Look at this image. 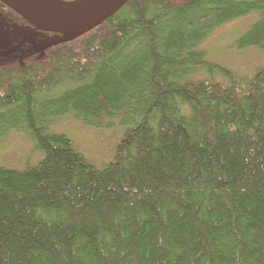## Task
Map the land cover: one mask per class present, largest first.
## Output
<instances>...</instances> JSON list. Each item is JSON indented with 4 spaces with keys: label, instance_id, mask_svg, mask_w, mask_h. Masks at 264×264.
Listing matches in <instances>:
<instances>
[{
    "label": "trees",
    "instance_id": "1",
    "mask_svg": "<svg viewBox=\"0 0 264 264\" xmlns=\"http://www.w3.org/2000/svg\"><path fill=\"white\" fill-rule=\"evenodd\" d=\"M253 13L237 47L264 52V0H128L1 55L0 137L41 159L0 165V264H264V65L238 80L201 49ZM66 115L124 128L116 158L99 168L54 132Z\"/></svg>",
    "mask_w": 264,
    "mask_h": 264
},
{
    "label": "rangeland",
    "instance_id": "2",
    "mask_svg": "<svg viewBox=\"0 0 264 264\" xmlns=\"http://www.w3.org/2000/svg\"><path fill=\"white\" fill-rule=\"evenodd\" d=\"M182 1V0H177ZM258 15L233 20L220 26L202 43L201 49L207 52V60L223 66L238 80L249 79L264 65V52L256 48L238 49V39L257 21ZM70 32H46L21 27L18 23L6 22L0 27V54L13 50V57L21 59L28 52L41 51L50 44L70 38ZM198 77L211 78L208 74ZM213 79L227 84L228 79L216 73ZM56 133L67 135L76 148L88 160L101 168L112 162L117 155V146L123 137L124 128H95L83 124L73 115L58 119L52 128ZM41 154L35 151L30 138L24 134L12 132L0 137V165L12 169H24L35 165Z\"/></svg>",
    "mask_w": 264,
    "mask_h": 264
},
{
    "label": "water",
    "instance_id": "3",
    "mask_svg": "<svg viewBox=\"0 0 264 264\" xmlns=\"http://www.w3.org/2000/svg\"><path fill=\"white\" fill-rule=\"evenodd\" d=\"M0 1L19 14L29 24L27 28L55 33L70 32L73 35L66 39L70 40L99 24L128 0Z\"/></svg>",
    "mask_w": 264,
    "mask_h": 264
},
{
    "label": "flooded vegetation",
    "instance_id": "4",
    "mask_svg": "<svg viewBox=\"0 0 264 264\" xmlns=\"http://www.w3.org/2000/svg\"><path fill=\"white\" fill-rule=\"evenodd\" d=\"M6 22H8L9 24L18 23L23 28H27L29 25L24 19L19 17L14 10H12L10 7L2 3V1H0V27ZM6 54H8L11 59H16L13 57V50L8 53L0 54V56Z\"/></svg>",
    "mask_w": 264,
    "mask_h": 264
}]
</instances>
